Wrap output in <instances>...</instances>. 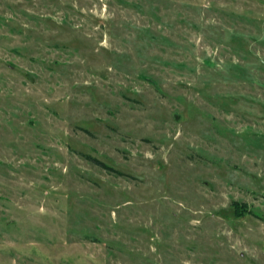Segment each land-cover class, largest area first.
Segmentation results:
<instances>
[{
  "label": "rangeland",
  "instance_id": "1",
  "mask_svg": "<svg viewBox=\"0 0 264 264\" xmlns=\"http://www.w3.org/2000/svg\"><path fill=\"white\" fill-rule=\"evenodd\" d=\"M235 204L264 218V0H0V264H264Z\"/></svg>",
  "mask_w": 264,
  "mask_h": 264
},
{
  "label": "trees",
  "instance_id": "2",
  "mask_svg": "<svg viewBox=\"0 0 264 264\" xmlns=\"http://www.w3.org/2000/svg\"><path fill=\"white\" fill-rule=\"evenodd\" d=\"M88 158H91V157H88ZM94 160L95 162H97V164L101 165L102 167H104L105 169L107 170H110V171H114V169H112L111 167L107 166L105 163H102L101 161L97 160V159H92ZM236 205V212H237V216H241L243 214H246V213H249V214H254L255 216H258L262 219H264L263 217L259 216V215H256V213H252V211H249L247 209H243L242 207L239 208L238 207V204H235Z\"/></svg>",
  "mask_w": 264,
  "mask_h": 264
}]
</instances>
